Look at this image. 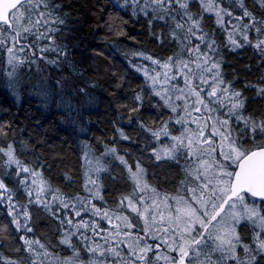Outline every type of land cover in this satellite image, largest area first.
Instances as JSON below:
<instances>
[{
	"label": "snow or ice",
	"instance_id": "snow-or-ice-1",
	"mask_svg": "<svg viewBox=\"0 0 264 264\" xmlns=\"http://www.w3.org/2000/svg\"><path fill=\"white\" fill-rule=\"evenodd\" d=\"M129 2L150 17L149 23L155 19L169 28L167 36L152 34L162 46L170 40L179 49L163 60L142 52L133 53L144 61H151L156 68L136 63L132 67L151 81L154 95L175 114V119L169 115L155 128L145 127L143 123L141 128L160 145L152 146L151 157L156 162L174 161L178 165L180 160L185 161L184 179L180 182L183 195L161 197L144 182L145 169L139 161L129 165L124 156H117L127 166L129 179L134 183L131 193L121 194L114 200L115 218L124 222L123 228L116 226V235L124 234L120 244L127 248L109 246L110 237H105L104 245L96 241L92 242L94 246L89 245V237L81 229L90 225L81 218L76 232L66 231L59 241L72 249V256L59 259L58 264H78L80 252L73 244V237L77 235L92 254L88 264H108L109 256L114 258L112 264H259L258 257L264 260V114H243L247 97L234 87L238 79L235 71L232 80L225 79L222 71L225 60L220 49L235 52L252 47L257 50L260 66L264 67V0H252V9L260 12L259 17L246 0H143L142 4L141 0H125V4ZM193 6L197 7L196 11L192 10ZM60 7L55 0H0V56L6 57L13 69L7 73L9 87H15L16 67L40 59L56 64L60 57H67L66 47L57 42L61 26L66 23L58 14ZM213 17L215 27L210 28L206 21ZM217 30L227 34L223 45L217 43ZM30 37L32 42L28 43ZM40 41L44 46H39ZM47 53H54L57 59H48ZM245 67L250 71L251 65ZM157 68L163 71H156ZM178 78L183 81V87L173 83ZM158 86L160 90H156ZM244 87L254 89L257 97L264 98V72L256 83L246 82ZM175 93H179L175 95L176 102L173 101ZM134 100L141 102L142 97L136 95ZM139 107L138 104L132 111H139ZM189 107L204 116L202 125L199 118L191 121L185 118L191 115ZM181 112L185 115H180ZM175 124L183 129L179 135L170 131L169 126ZM189 124L196 127H186ZM235 129L239 131L234 135ZM10 131V126L0 123V203L7 206L9 224L16 231L31 233L28 208L37 205L60 219L61 208H53L56 201L62 209L71 208L76 217H81L75 205L54 195L47 187L43 178L46 165L37 160L36 167H29L17 158L14 142L7 141ZM120 136L129 139L122 131ZM245 144L251 146L245 147ZM108 151L114 155L117 152L114 147ZM9 168L11 172L3 171ZM13 175L18 189L9 188L5 182ZM88 183L97 188L94 193L90 190L92 199L103 200L96 181L89 178ZM21 189L26 204L14 200ZM48 195L51 200L47 199ZM80 203L82 210L111 219L109 211ZM124 212L128 215L116 214ZM132 214L137 223L129 219ZM141 220L143 234L134 235ZM242 222L250 229V243H245L237 231ZM60 223L71 225L73 221L60 219ZM91 228L94 235L101 234L98 224ZM7 232L8 227L0 225V240L6 239ZM19 239L23 244L16 251L23 250L28 255L18 261L0 254V264H44L52 256L40 240L25 236Z\"/></svg>",
	"mask_w": 264,
	"mask_h": 264
},
{
	"label": "trees",
	"instance_id": "trees-1",
	"mask_svg": "<svg viewBox=\"0 0 264 264\" xmlns=\"http://www.w3.org/2000/svg\"><path fill=\"white\" fill-rule=\"evenodd\" d=\"M55 3L61 6L58 14L66 19L57 40L66 47V58L60 57L56 64L40 59L16 67L15 87L12 88L8 86L7 73L13 69L8 66L6 57L0 56V123L10 126L7 141L14 142L17 158L25 166L36 167L37 160L46 165L43 178L47 181V187L54 195L75 205V211L81 212V217H76L71 208L64 210L56 201L53 208H61L58 213L60 219L71 218L73 221L71 225H61L60 219L42 206L29 207V226L33 231L25 233L16 231L9 224L11 217L7 215V206L0 203V225L8 227L6 239L0 240V254L18 261L26 257L28 254L23 250L16 251L23 244L19 237L25 236L40 240L52 253L44 264H58L59 259L72 256V249L59 241L66 231L76 232L81 218L90 225L87 229H81L89 237V245L94 246L93 241L104 245L105 237H110L109 246L127 248V245L120 244L125 237H116L111 230L113 227L109 225L117 222L124 226L123 221L115 218L114 200L121 194L131 193L134 187L127 166L121 164L117 156H124L129 165L139 161L145 169L144 182L155 188L161 197L165 194L183 195L180 182L184 179L185 167L184 160H180L178 165L174 161L162 164L151 157L155 141L150 133L141 128V123L145 127L155 128L160 120H167L169 115L173 119L176 117L154 95L151 81L132 67L136 63L149 69L156 68L151 61H144L133 53L142 52L163 60L179 50L177 44L170 40H166L162 46L152 35L163 33L167 36L169 28L155 19L149 23L150 17H146L130 2L125 4V0H55ZM246 3L252 9V0H246ZM192 10L196 11L197 7L193 6ZM252 10L260 16L258 10ZM206 22L210 28L215 27L214 17ZM216 38L219 45L227 42V34L222 30L216 31ZM40 42L39 46H44V42ZM220 50L225 60L222 66L225 79L232 80L235 71L238 79L234 87L247 97L243 114H264V98L257 97L254 89L244 87L246 82L256 83L261 72H264L257 50L252 47L236 49L235 52L227 48ZM47 57L57 59L54 53H47ZM247 65H251L250 71L246 69ZM156 71L163 70L157 68ZM173 83L183 87V81L179 78ZM156 90H160L159 86ZM136 95L142 97L141 102L134 100ZM175 95L179 93L173 94L174 102ZM179 103L183 104L182 101ZM138 104L139 111L133 112L132 108ZM189 112L191 115L185 118L189 121L199 118L202 125L204 116L194 112L191 107ZM180 115L185 114L181 112ZM169 127L173 135L183 131L178 124ZM186 127L194 129L196 124ZM121 131L129 139H123ZM238 131L235 129L233 134ZM250 146L245 144V147ZM113 147L117 150L115 155L108 151ZM98 167L100 171L97 172ZM3 171L11 172L12 169ZM89 178L100 186L103 200L90 196V190L94 193L97 188L88 183ZM5 182L9 188H19L14 175ZM47 199L51 200V195ZM14 200L27 203L22 189L16 192ZM80 201L84 202L85 207L94 204L101 211H109L111 219L82 210ZM116 214L128 215L126 212ZM134 217L135 214H132L129 219L137 223ZM93 224L101 225L100 235H94ZM142 227L141 220L134 233H141ZM237 231L245 243L251 242L250 229L243 222ZM73 244L80 252L78 264H88L92 254L87 251L79 235L73 237ZM113 259L109 256L108 264H112ZM258 260L259 264H264V260L259 257Z\"/></svg>",
	"mask_w": 264,
	"mask_h": 264
},
{
	"label": "rangeland",
	"instance_id": "rangeland-1",
	"mask_svg": "<svg viewBox=\"0 0 264 264\" xmlns=\"http://www.w3.org/2000/svg\"><path fill=\"white\" fill-rule=\"evenodd\" d=\"M28 43H31L32 42V38H29V40L27 41ZM40 43L41 42H39V45H40ZM43 66V65H42ZM109 225H111L112 227H110V228H112L111 230L112 231H114V235L116 236V237H119L120 238V236H124V234L121 232L118 236L116 235V231H117V229H116V226L117 225H119L120 226V228H123V225H120L119 223H117V222H113V223H109ZM99 228H101V225L99 226ZM134 234H143V233H138V232H135ZM47 260V259H46Z\"/></svg>",
	"mask_w": 264,
	"mask_h": 264
}]
</instances>
